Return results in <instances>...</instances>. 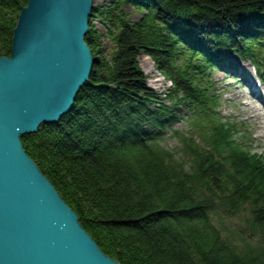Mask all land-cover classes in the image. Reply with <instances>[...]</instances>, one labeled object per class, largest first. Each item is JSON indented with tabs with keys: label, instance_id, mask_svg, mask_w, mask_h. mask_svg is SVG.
<instances>
[{
	"label": "trees",
	"instance_id": "1",
	"mask_svg": "<svg viewBox=\"0 0 264 264\" xmlns=\"http://www.w3.org/2000/svg\"><path fill=\"white\" fill-rule=\"evenodd\" d=\"M104 1L84 37L98 65L66 115L20 136L24 151L119 264H264V159L210 80L230 49L264 84V0ZM27 2L0 0V57ZM140 53L165 92L146 83Z\"/></svg>",
	"mask_w": 264,
	"mask_h": 264
},
{
	"label": "water",
	"instance_id": "2",
	"mask_svg": "<svg viewBox=\"0 0 264 264\" xmlns=\"http://www.w3.org/2000/svg\"><path fill=\"white\" fill-rule=\"evenodd\" d=\"M93 0H28L0 57V264H119L24 151L20 136L75 105L98 65L84 41Z\"/></svg>",
	"mask_w": 264,
	"mask_h": 264
},
{
	"label": "rangeland",
	"instance_id": "3",
	"mask_svg": "<svg viewBox=\"0 0 264 264\" xmlns=\"http://www.w3.org/2000/svg\"><path fill=\"white\" fill-rule=\"evenodd\" d=\"M103 4H105L104 0H93L92 5L98 7ZM126 7L128 9V15H130L132 20L139 17L140 12L138 10L131 6ZM93 23L96 28L103 30L101 23L97 18H94ZM217 55L223 60H221L217 69L211 70L210 80L215 84L214 91L216 95L218 94L219 96L218 109L226 119L234 122L237 128L246 130V133H249L250 149L260 154L264 159V125L262 124L264 119L257 115L255 111L258 108L260 113L262 112L264 115V106L260 99H258L259 96L252 94L250 90V86L256 87V91H259L264 100V85L262 84V80L258 78L253 65L247 60L239 57L232 50L225 49L218 51ZM137 62L140 70L146 77V83L148 86L159 93L165 92L169 87L170 82L159 73L153 61L146 54L140 53ZM227 64L233 65L237 70V74L225 71L223 65ZM253 104L257 106L256 109L253 107ZM259 107L261 109H259ZM182 111L183 110L179 109V115L181 118L173 124V128L182 129L185 127V121L183 118L184 112ZM175 144V140L171 136H167L165 145L167 147H173ZM234 221L236 225L240 224V221L236 219H234Z\"/></svg>",
	"mask_w": 264,
	"mask_h": 264
},
{
	"label": "bare ground",
	"instance_id": "4",
	"mask_svg": "<svg viewBox=\"0 0 264 264\" xmlns=\"http://www.w3.org/2000/svg\"><path fill=\"white\" fill-rule=\"evenodd\" d=\"M223 60V59H222ZM237 61V60H236ZM248 62H250V61H248ZM224 64V63H223ZM244 66V65H243ZM254 67V66H253ZM223 69L225 70V71H228V72H230V73H232V74H237V70H236V68L233 66V65H223ZM256 72V71H255ZM247 74V73H246ZM256 85V84H255ZM250 90H251V93L252 94H255V95H257V96H259V98L258 99H260V101H261V103L263 104V106H264V100H263V98H262V95H260V93H259V91H256L257 90V88L256 87H251L250 86ZM254 105V104H253ZM255 109L257 108V106L256 105H254L253 106ZM259 109H261L260 107H259ZM256 111V114L257 115H259V116H261L263 119H264V115L262 114V112L260 113V111L258 110V108L255 110ZM264 113V112H263ZM256 119V118H255ZM257 122V121H256ZM262 124L264 125V121L262 122Z\"/></svg>",
	"mask_w": 264,
	"mask_h": 264
}]
</instances>
